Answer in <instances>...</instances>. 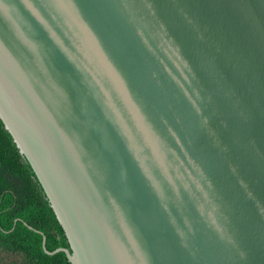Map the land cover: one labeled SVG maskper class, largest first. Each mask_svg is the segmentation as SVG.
Listing matches in <instances>:
<instances>
[{"label": "water", "instance_id": "obj_1", "mask_svg": "<svg viewBox=\"0 0 264 264\" xmlns=\"http://www.w3.org/2000/svg\"><path fill=\"white\" fill-rule=\"evenodd\" d=\"M0 119L46 253L264 264V0H0Z\"/></svg>", "mask_w": 264, "mask_h": 264}, {"label": "trees", "instance_id": "obj_2", "mask_svg": "<svg viewBox=\"0 0 264 264\" xmlns=\"http://www.w3.org/2000/svg\"><path fill=\"white\" fill-rule=\"evenodd\" d=\"M20 219L47 235L49 250L70 247L34 170L0 119V244L22 252L26 264H72L63 251L46 253L43 236Z\"/></svg>", "mask_w": 264, "mask_h": 264}, {"label": "rangeland", "instance_id": "obj_3", "mask_svg": "<svg viewBox=\"0 0 264 264\" xmlns=\"http://www.w3.org/2000/svg\"><path fill=\"white\" fill-rule=\"evenodd\" d=\"M0 264H26L22 252L0 244Z\"/></svg>", "mask_w": 264, "mask_h": 264}]
</instances>
